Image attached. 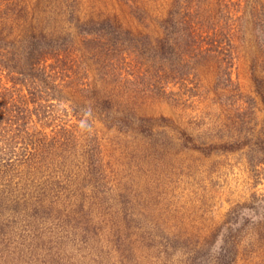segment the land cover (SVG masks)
Listing matches in <instances>:
<instances>
[{
  "label": "rangeland",
  "instance_id": "1",
  "mask_svg": "<svg viewBox=\"0 0 264 264\" xmlns=\"http://www.w3.org/2000/svg\"><path fill=\"white\" fill-rule=\"evenodd\" d=\"M67 1L72 0H20L24 12L0 9V34L22 35L29 23H39L37 29L49 33L73 32L78 46L85 48L69 15L59 12ZM73 2L82 19L114 17L135 36L156 40L164 35L160 21L173 0ZM247 30L235 40L233 85H226L228 77H216V63L205 60L189 77H154L152 83L163 88L159 92L149 88L145 53H132L130 63L118 71L120 77H101L90 52L86 54L90 78L102 93L128 101L139 116H163L170 122L155 123L152 136L109 128L98 119L87 135L80 123V145L64 173L75 183L74 194L62 193L69 214L61 211L54 222L26 215L0 226V264H192L191 253L229 211L264 192V164L254 169L247 148L205 155L183 148L179 139L181 129L207 143L230 140L235 111L229 98L236 93L255 97L263 108L252 72L255 65L256 75L264 79L263 53L253 25ZM105 79L111 81L108 87ZM257 116L262 120L264 112ZM92 132L99 162L91 172L83 150ZM237 264H264V239L258 233L244 237Z\"/></svg>",
  "mask_w": 264,
  "mask_h": 264
},
{
  "label": "trees",
  "instance_id": "2",
  "mask_svg": "<svg viewBox=\"0 0 264 264\" xmlns=\"http://www.w3.org/2000/svg\"><path fill=\"white\" fill-rule=\"evenodd\" d=\"M19 5L20 0H0L4 11L24 12L25 6ZM77 10L72 0L59 12L69 15L86 49L78 46L73 32L49 33L46 28L37 29L39 23H29L22 35L0 34V226L26 215L39 220L51 217L54 222L59 221L61 211L69 214L62 193L74 192V180L65 174L68 160L80 145L76 134L80 123L87 135L98 119L109 128L152 136L155 123L170 122L163 116H139L128 108V101L102 93L98 82L90 78L85 62L89 52L101 77L122 76L118 71L130 63L132 53H145L149 88L159 92L163 88L152 83L154 77H189L205 60L216 63V77L221 81L228 77L226 85H233L235 40L243 38L252 24L264 70L263 0H173L160 21L164 35L156 40L135 36L114 17L82 19ZM252 72L263 108L255 97L236 93L234 99L229 98L235 111L231 139L207 143L180 129L183 148L205 155L247 148L254 169L264 164V118L257 116V111L264 112V79L256 75L255 65ZM109 82L104 80L107 87ZM84 149L87 168L95 171L99 143L94 132ZM251 231L264 239V192L235 205L189 260L192 264H237L240 243Z\"/></svg>",
  "mask_w": 264,
  "mask_h": 264
}]
</instances>
